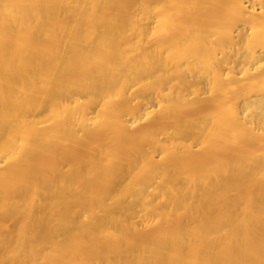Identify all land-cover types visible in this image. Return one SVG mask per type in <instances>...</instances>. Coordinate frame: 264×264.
<instances>
[{
	"label": "bare ground",
	"instance_id": "bare-ground-1",
	"mask_svg": "<svg viewBox=\"0 0 264 264\" xmlns=\"http://www.w3.org/2000/svg\"><path fill=\"white\" fill-rule=\"evenodd\" d=\"M0 264H264V0H0Z\"/></svg>",
	"mask_w": 264,
	"mask_h": 264
}]
</instances>
